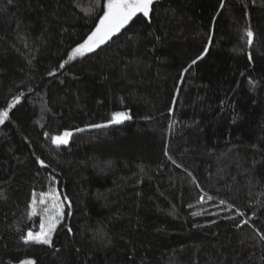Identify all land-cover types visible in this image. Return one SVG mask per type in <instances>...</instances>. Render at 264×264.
Instances as JSON below:
<instances>
[{"label": "trees", "instance_id": "1", "mask_svg": "<svg viewBox=\"0 0 264 264\" xmlns=\"http://www.w3.org/2000/svg\"><path fill=\"white\" fill-rule=\"evenodd\" d=\"M103 4L0 0V110L23 93L0 124V264H264V0H158L49 76ZM52 187L71 208L51 246L25 244Z\"/></svg>", "mask_w": 264, "mask_h": 264}, {"label": "snow or ice", "instance_id": "2", "mask_svg": "<svg viewBox=\"0 0 264 264\" xmlns=\"http://www.w3.org/2000/svg\"><path fill=\"white\" fill-rule=\"evenodd\" d=\"M255 2V0H253ZM8 3H12V0H8ZM158 3V0H104L103 7L101 9L102 15L98 16V20L95 23L94 27L86 34V38L83 39V42L76 44L75 47L71 49V52L68 54V60L63 61L59 64L58 69H54L48 72L49 76H55L56 72L59 69H63L65 65L74 60L76 57H83L87 53L94 52L97 48H100L101 45L106 44L108 41L112 40L117 34L121 33L122 30H127V26L130 23L134 22V18L143 19L145 22L151 24L152 17L155 14V4ZM224 0H220V8H224ZM213 22H215L216 17L214 16ZM244 37L246 44L251 45L253 43V31L249 25L244 30ZM156 40H160L159 36L155 37ZM213 37L209 35L208 45L212 43ZM208 45H205L203 51H201L190 63L182 69L179 73V81L183 83L185 79V73H187L194 65H197L198 61H202L206 54L209 51ZM249 60H251V55H249ZM251 82V81H250ZM180 89H177L179 92ZM23 93H19L12 97L11 102L7 104V107L0 110V124H3L5 121L9 120V109H12L16 104L21 100ZM175 103V101H173ZM223 103V101L221 102ZM171 112L172 109L170 108ZM132 119L130 110L125 111H114L110 115V119L107 121V124H120L124 121ZM106 124H93L91 127H105ZM83 129H75L79 132ZM47 136L48 133H45ZM73 135L72 130L65 129L62 133L52 136L51 141L56 145H66L69 142L70 137ZM167 155V150L165 151ZM171 159V157H169ZM38 163L42 167H46L43 160H40L37 157ZM54 181V178H53ZM55 182V181H54ZM203 199V197H201ZM211 199V197H209ZM65 202L68 204V207L71 208V201L65 195L61 199L60 193L55 188H50L47 193H41L39 199V205H44L40 211V222H39V231H33L29 229L25 235L21 236V239L28 243L42 244V245H52V236L56 232L57 226L61 224L64 220V205ZM220 204H226V201L220 200ZM37 194L32 193L31 200V212L30 216L37 215ZM231 207V205H229ZM70 214V213H69ZM201 213L195 212L193 215H200ZM240 216H244L243 212L238 213ZM255 215V213H253ZM242 224H247L248 221H241ZM240 225H236L239 227ZM69 233L72 232L71 227L67 228ZM9 264H12L9 261ZM18 264H36L34 259L25 258L18 261Z\"/></svg>", "mask_w": 264, "mask_h": 264}, {"label": "rangeland", "instance_id": "3", "mask_svg": "<svg viewBox=\"0 0 264 264\" xmlns=\"http://www.w3.org/2000/svg\"><path fill=\"white\" fill-rule=\"evenodd\" d=\"M52 188H55V187H52ZM56 189V188H55ZM49 191V190H48ZM47 191V192H48ZM46 192V193H47ZM39 199H40V196L37 198V202H38V207H37V215L40 217V215H39V213H40V211L42 210V208L44 207V205H39Z\"/></svg>", "mask_w": 264, "mask_h": 264}]
</instances>
